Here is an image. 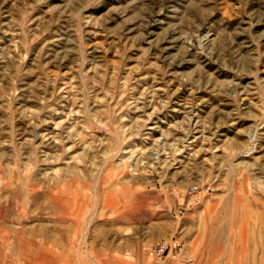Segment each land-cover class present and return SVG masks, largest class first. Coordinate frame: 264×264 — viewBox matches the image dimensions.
<instances>
[{
  "label": "rangeland",
  "instance_id": "1",
  "mask_svg": "<svg viewBox=\"0 0 264 264\" xmlns=\"http://www.w3.org/2000/svg\"><path fill=\"white\" fill-rule=\"evenodd\" d=\"M0 264H264V0H0Z\"/></svg>",
  "mask_w": 264,
  "mask_h": 264
}]
</instances>
